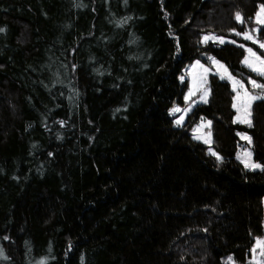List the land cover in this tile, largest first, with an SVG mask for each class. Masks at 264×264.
<instances>
[{"label":"trees","instance_id":"trees-1","mask_svg":"<svg viewBox=\"0 0 264 264\" xmlns=\"http://www.w3.org/2000/svg\"><path fill=\"white\" fill-rule=\"evenodd\" d=\"M261 3L0 0V264H249L264 171L237 158L238 132L264 166V99L251 127L235 122V91L212 73L185 123L170 109L197 58L259 77L242 42L264 49L241 33ZM203 116L220 158L193 137Z\"/></svg>","mask_w":264,"mask_h":264},{"label":"rangeland","instance_id":"rangeland-1","mask_svg":"<svg viewBox=\"0 0 264 264\" xmlns=\"http://www.w3.org/2000/svg\"><path fill=\"white\" fill-rule=\"evenodd\" d=\"M261 6H264V4L263 3L260 4L257 13L260 11ZM257 13L255 17V20H256L255 27L253 29H249L241 33V35L244 38V33L251 34L254 37L253 40H248L245 38L244 39L260 46V43H264V41H261L258 38V32H259L261 25L263 24L257 23ZM205 37H213L214 39H208L207 41H205ZM221 38L224 40V43L229 42V41L236 42V40L231 37L223 36L215 32L204 33L202 37V41L203 42L214 41V42L220 43ZM242 44L245 46V49H246V55L244 56L243 61H242L243 65H245L247 68L257 73L259 77L249 76L248 81H246L239 75L234 74L224 60L214 55H211L208 58L207 62L203 61L200 58H197L193 60L192 62L187 63L184 67L183 74H181L180 76L182 80H185V79L188 80V89L185 94V100L187 104L183 105V104L176 103L170 109L171 114L175 116L176 125H182L183 123L186 122L189 113L193 110L196 104L208 102L209 95H210V88L208 85V81H209V76L212 73H216L220 75L221 77L226 78L230 82L232 88L235 91V96H234V101H233V106L235 109L234 121L238 123L247 124V123L242 122L244 119L249 118L246 116V112L244 110V106L246 102L245 93L247 92L250 96H254V97L264 96V91L261 94H259V93H255L250 90L249 86L250 85L254 86L252 81H255L256 84L258 85H264V75H261L260 73L254 70V67L260 66L259 61L255 60V57H253L249 53L248 49H252L253 52H255L256 55L259 56L262 60H264V55L258 52L257 49L253 45L243 43V42ZM246 60L252 61L254 63L252 64V66H250L248 63H245ZM205 93H207V95H205ZM254 101L255 100H253L251 103V114H252V106H253ZM177 108L180 109V111L173 112V110ZM177 121H180V123L178 124ZM211 125H212V122L209 118L205 116L201 117V119L192 128L193 137L209 145V151L214 153L220 158L221 155L218 152H216L212 147ZM238 134H239V137L243 140V144L239 147V150L237 152V158L244 165H246V162L261 165V163L257 162L253 157L252 137H251L250 132L239 131ZM244 137H251V143H249L248 140L245 139ZM248 152L252 153L250 159L248 156L245 155ZM258 169L259 168L255 170H258ZM263 208H264V197H263ZM258 241H264V237L263 236L257 237L254 243L253 249H252L253 255L251 256L249 260V264H259L261 261L262 246L257 243Z\"/></svg>","mask_w":264,"mask_h":264},{"label":"snow or ice","instance_id":"snow-or-ice-1","mask_svg":"<svg viewBox=\"0 0 264 264\" xmlns=\"http://www.w3.org/2000/svg\"><path fill=\"white\" fill-rule=\"evenodd\" d=\"M236 19H237V21H239L241 23L244 22L243 18L241 17V15L239 13L236 14ZM257 23L264 24V6H261L260 11L257 13ZM0 31H4V29H0ZM237 35H240V33H237ZM244 38L248 39V40H253L254 39V37L251 34H248V33H244ZM208 39H214V38L213 37H205V41H207ZM220 43H224V40L222 38L220 39ZM260 47L264 48V43H260ZM248 51L253 57H255L256 61H259V65L260 66L259 67H254V70L257 71L258 73H260L261 75H264V60H262L259 56H257L256 53L253 52L252 49H248ZM245 63H248L250 66H252V64L254 62L246 60ZM252 83H253V85L255 87L264 88V85H258V84H256L255 81H252ZM205 95H207V93H205ZM245 97H246V102H245L244 110L246 112V116L249 117V118L244 119L242 122L247 123L251 127V125H252V121L250 119V117H251V103H252L253 100H256V99H264V96L254 97V96H250L246 92L245 93ZM177 111H180V109L177 108V109L173 110V112H177ZM177 123L179 124L180 121H177ZM244 138L247 139L249 143H251V137H244ZM245 155L248 156L249 159H250L252 153L248 152ZM245 166L249 167V168H251L253 170L259 168L262 171H264V166H261L259 164H252V163H247L246 162ZM257 243L262 246L261 254L264 255V241H258Z\"/></svg>","mask_w":264,"mask_h":264}]
</instances>
